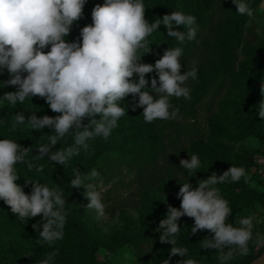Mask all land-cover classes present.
Wrapping results in <instances>:
<instances>
[{"label":"clouds","instance_id":"obj_1","mask_svg":"<svg viewBox=\"0 0 264 264\" xmlns=\"http://www.w3.org/2000/svg\"><path fill=\"white\" fill-rule=\"evenodd\" d=\"M232 2L238 15H254L247 0ZM85 4L86 0H0V73L6 71L10 77L3 82L4 87H16V91L5 93L0 100L15 106L26 99L40 97L52 112L59 113L55 117H37L36 111H31L26 120L25 112H18L8 131L15 132L18 125L24 124L31 130L48 127L52 130L46 134L48 142L36 147L39 155L33 158L47 157L62 166L79 155L81 149L88 153L89 141L109 139L127 112L122 102L129 95L138 97L135 106L143 108L145 123L175 119L178 110L173 109L170 98L188 99L191 90L187 82L198 78L196 66L181 74L183 48L180 46L166 49L154 64L142 62V57L151 51L148 37L161 24L167 28V36L180 45L195 41L199 26L194 15L173 11L150 23L145 18L143 0H105L103 5L96 4L92 9V23L80 30V38L68 42L65 38L74 23L83 18ZM174 25L183 26V31L175 30ZM49 46L50 50L45 52ZM153 72L158 80L152 77L149 87L146 74ZM261 91L264 93V86ZM255 115L264 121V99L259 102ZM85 119L88 124L83 123ZM61 141L64 146L53 150ZM29 152L33 149L13 139H0V200L10 207L19 222L26 224L29 219L40 216L41 221L33 224L39 233L37 243L52 247L64 237L69 214L65 209V190L59 184L49 187L26 180L32 185V191L30 195L24 192L16 183L20 176L16 166L26 164L29 171L35 168L36 172L44 169V165L36 166L26 159ZM180 166L193 177L201 160L193 154L190 159H182ZM72 173L75 178L71 179V187L85 188L89 200L87 209L94 210L97 218L103 217L105 204L101 193L95 184H85L86 180L97 179L100 173L93 169L84 174L76 168ZM242 178L249 183L245 167L232 164L222 175L213 172L199 180L195 188L189 181L182 184L177 193L180 208L169 205L157 229L161 233L160 241L172 245L170 256L185 257L188 253L186 247L174 246L181 229L178 221L183 216L194 219L193 235L202 230L214 234L202 241L201 248L216 249L220 264H228L237 255L248 256L250 243L257 249L264 247V235L256 233L254 237L253 234L255 214L236 220L235 226L226 223L233 209L217 185L238 183ZM58 255V249L52 251L40 264H53ZM163 264H169V260ZM183 264L200 262L185 259Z\"/></svg>","mask_w":264,"mask_h":264},{"label":"trees","instance_id":"obj_2","mask_svg":"<svg viewBox=\"0 0 264 264\" xmlns=\"http://www.w3.org/2000/svg\"><path fill=\"white\" fill-rule=\"evenodd\" d=\"M261 1L247 0L254 9V13ZM104 2L105 0H86L84 10L87 7L93 9L96 4L103 5ZM143 2L146 7L145 18L150 23L154 22L155 19H162L164 15L171 14L173 11H180L194 15L197 18L196 23L199 26V31L195 41H185L183 45H180L174 38L167 36V28L161 24L158 31L148 37L151 51L142 57V62L154 64L156 60L163 56L166 49L177 46L183 48L181 60L184 61H188L200 47L208 51L211 57L208 62L190 64L184 70H190L193 66L198 69V78L195 80L190 78L187 82V86L191 90L190 98L193 100L189 105V109L194 124H183L176 119L165 120L161 126V131L157 132L155 127L160 120L151 124L145 123L142 116L143 108L135 106L138 97L133 98L129 95L122 102V106L127 109V112L125 116L120 118L118 127L111 134L115 136V140L110 138L107 141L101 140L105 154H100L99 163H92L87 167V169L93 166L97 167L96 170L100 173L99 177L102 179L111 178L116 170L125 167L136 173L140 185L152 187L156 185L157 180L164 178L166 174L174 177H177L179 172L184 175L188 174L187 170L181 168L180 161L191 151L190 147L195 146L197 140L202 137L199 128L195 124L197 118L196 105L204 101L214 102L216 99L222 98L237 79L239 57L243 56L251 60L264 56V37H260L252 26L248 27L251 17L238 15L232 0H185L181 6L172 5L169 1H165L162 5L149 4L145 0ZM215 19L217 20L215 21ZM91 23L92 20L83 14V18L72 26L70 35L65 38L66 41L72 42L79 39L80 30ZM205 28L210 29L215 34L214 41L209 45L200 44L201 31ZM174 29L183 31V26L174 25ZM48 50H50V46L44 49L45 52ZM152 77H156L158 80L155 72L146 74L149 87L151 86ZM9 78L6 71L0 73V98L7 92L16 91L15 86L4 87L3 82ZM153 95L155 96L154 93ZM0 105L13 107V105H8L6 101L2 100H0ZM17 106L27 107L30 114H32L31 111H36L37 117H43L44 115L55 117L59 115V113L52 112L45 100L40 97H33L32 100L26 99L23 104L18 102ZM96 119H99L98 115ZM88 122L87 119L83 121L84 124H88ZM51 131V129L45 127V139L41 141L35 139L34 135L26 136L25 147L33 149V152H29L26 159L32 160L36 166L44 165V169L42 172H36L35 168L29 171L26 164H18L16 167L20 176L16 183L22 186L24 192L29 195L32 191V185L26 183V180L39 181L49 187L59 184V187L65 190V209L69 210V214L63 229L64 237L52 247L63 244L69 248L71 256L75 260L93 262L96 259V253L100 249L108 248L112 250L128 242L130 231L127 228L115 231L110 235L108 242L100 236L96 224L90 216L89 209H87L86 189L71 187V179L75 178L72 169L80 170V159L78 157L71 158L65 166L55 164L49 161L47 157L43 159L33 158L34 155H39L36 147L48 142L46 134H51ZM227 131L228 125L221 118L210 120L209 131L206 136L208 140L202 144L200 154L201 158L209 164L211 170L205 176L196 173L193 176L194 181L206 179L211 176V172L218 174L221 170L216 165L218 161L217 152L223 147V143L227 139ZM245 137L246 133L241 134L238 141H242ZM62 146H64V141L57 143L53 150ZM261 152L262 149H259L253 152L250 157V165L255 173V156ZM87 183H91V181L86 180L85 184ZM237 186L240 187L238 183L218 184L221 195L225 199H227L225 187H231L235 190ZM174 205L177 209L180 208V204L175 201ZM9 215L16 218L10 207L3 200H0V222L6 219L5 216ZM180 219L185 224V229L181 233L184 239L182 242L183 247L188 249L187 255L182 258L184 260L195 259L200 264H220L218 258H215L216 254L211 249H203L196 243L197 233L194 235L191 233L194 219L187 216ZM40 221L41 217L34 220L26 229L27 233L36 240L39 238V233L33 228V224ZM40 231H42V228ZM159 234L161 235L160 232ZM163 245L162 252L165 255L170 252L172 245L169 243ZM263 252L264 247H261L256 253H251L245 258L236 256L235 259L231 260V263L249 264ZM0 264H26L23 253L18 250L14 242L4 241L0 238Z\"/></svg>","mask_w":264,"mask_h":264},{"label":"rangeland","instance_id":"obj_3","mask_svg":"<svg viewBox=\"0 0 264 264\" xmlns=\"http://www.w3.org/2000/svg\"><path fill=\"white\" fill-rule=\"evenodd\" d=\"M145 1L157 5L169 1L172 5L180 6L185 2V0ZM91 12L92 9L87 7L84 10L85 17L91 19ZM250 26L255 28L260 37H264V0L259 3L254 15L250 18L248 27ZM214 38V32L205 28L201 31L200 44L209 45L214 41ZM210 58L208 51L200 47L188 61L181 60V74L190 64L208 62ZM237 67V79L222 98H218L214 102L208 100L196 105L197 118L195 124L199 128L202 137L197 140L195 146L190 147L191 151L185 155L184 159H190L193 154L198 155L201 166L196 170L197 173L202 176L210 173L211 167L201 158L200 154L202 144L208 140L206 136L209 131L210 120L221 118L227 123V139H225L223 147L217 152L218 161L216 165L221 169L217 175H222L233 164L244 166L250 181L245 183L242 178L238 182L240 187L237 186L235 190L231 187H225L229 206L233 209L226 223L235 226L236 220L255 214L256 219L253 221V234L255 237L256 233L264 235V180L251 168L250 157L253 152L264 148V121H261V118L255 115L259 102L264 99V93L261 91L262 86H264V56L251 60L240 56ZM192 101L190 97L188 99L183 97L170 98L173 109L178 110L175 118L177 121L183 124H194L189 109ZM21 111L25 112L27 120L31 115L27 107L17 105L5 107L0 105V139H13L23 147H25V138L28 135H34L35 139L40 141L44 140V129L41 131L31 130L26 124L18 125L15 132L8 131L13 123L14 116ZM164 121L160 120L155 127L157 132L161 131ZM245 133V139L238 141V137ZM109 138L115 140L114 135ZM101 140L103 139L97 138L89 142V152L86 153L81 149L80 154L75 156L80 159L79 171L82 173L88 174L91 170L97 169L94 166L89 169L87 167L92 163H99L100 154H105ZM68 143H72L71 139ZM177 174V177L166 174L164 178L157 180L156 185L152 187L140 185L136 173L125 167L116 170L111 178L102 179L99 177L91 180V183L96 185V190L101 193L105 204V215L100 218H97L94 210L89 209L90 216L94 220L100 236L108 242L113 232L123 228L130 231L128 242L112 250L108 248L100 249L96 253V259L93 262L75 260L71 256L69 248L63 244L55 247L38 244L37 240L29 235L26 229L40 216L29 219L26 224L19 222L17 218H13L11 215L5 216L6 219L0 222V238L4 241L14 242L18 250L23 253L26 264H40V261L45 259L48 253L57 249L59 255L54 258L53 264H163L164 260H169V264H183L184 259L178 255L170 256V252L164 255L162 252L164 243L160 241V234L156 230L160 221L165 218L168 206L171 205L176 208L174 201L181 204V199L178 198L177 193L182 184L189 181L193 188L198 186V181H194V177H190L189 174L184 175L181 172ZM178 225L181 229L174 246L183 247L182 242L184 239L181 233L185 229V224L180 219ZM213 235L207 230L198 231L196 243L201 246L204 239H211ZM259 249L250 243V254L256 253ZM211 250L217 258V250ZM228 264H232L231 261Z\"/></svg>","mask_w":264,"mask_h":264},{"label":"built area","instance_id":"obj_4","mask_svg":"<svg viewBox=\"0 0 264 264\" xmlns=\"http://www.w3.org/2000/svg\"><path fill=\"white\" fill-rule=\"evenodd\" d=\"M255 170L260 178L264 180V148L255 156Z\"/></svg>","mask_w":264,"mask_h":264},{"label":"water","instance_id":"obj_5","mask_svg":"<svg viewBox=\"0 0 264 264\" xmlns=\"http://www.w3.org/2000/svg\"><path fill=\"white\" fill-rule=\"evenodd\" d=\"M249 264H264V252Z\"/></svg>","mask_w":264,"mask_h":264}]
</instances>
